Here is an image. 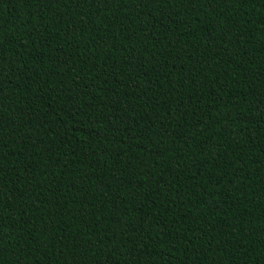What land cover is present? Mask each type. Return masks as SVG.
Masks as SVG:
<instances>
[{
    "label": "trees",
    "instance_id": "1",
    "mask_svg": "<svg viewBox=\"0 0 264 264\" xmlns=\"http://www.w3.org/2000/svg\"><path fill=\"white\" fill-rule=\"evenodd\" d=\"M0 264H264V0H0Z\"/></svg>",
    "mask_w": 264,
    "mask_h": 264
}]
</instances>
